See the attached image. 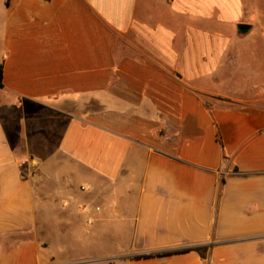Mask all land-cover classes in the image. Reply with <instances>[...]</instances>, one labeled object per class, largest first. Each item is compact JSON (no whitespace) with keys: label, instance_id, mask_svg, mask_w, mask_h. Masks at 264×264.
<instances>
[{"label":"crops","instance_id":"1","mask_svg":"<svg viewBox=\"0 0 264 264\" xmlns=\"http://www.w3.org/2000/svg\"><path fill=\"white\" fill-rule=\"evenodd\" d=\"M259 44L264 0H0V264H264Z\"/></svg>","mask_w":264,"mask_h":264},{"label":"trees","instance_id":"2","mask_svg":"<svg viewBox=\"0 0 264 264\" xmlns=\"http://www.w3.org/2000/svg\"><path fill=\"white\" fill-rule=\"evenodd\" d=\"M3 75H4V67L0 65V87L3 85Z\"/></svg>","mask_w":264,"mask_h":264},{"label":"water","instance_id":"3","mask_svg":"<svg viewBox=\"0 0 264 264\" xmlns=\"http://www.w3.org/2000/svg\"><path fill=\"white\" fill-rule=\"evenodd\" d=\"M248 29H249V26L246 25V24H240V25H239V30H240V31H246V30H248Z\"/></svg>","mask_w":264,"mask_h":264},{"label":"rangeland","instance_id":"4","mask_svg":"<svg viewBox=\"0 0 264 264\" xmlns=\"http://www.w3.org/2000/svg\"><path fill=\"white\" fill-rule=\"evenodd\" d=\"M259 46H260L259 48L263 47L262 50L264 52V44L263 45L259 44ZM262 57H263V63H264V53H263ZM251 61L257 62V60L255 58H253V60H251Z\"/></svg>","mask_w":264,"mask_h":264}]
</instances>
